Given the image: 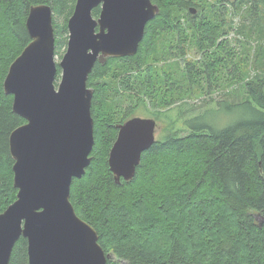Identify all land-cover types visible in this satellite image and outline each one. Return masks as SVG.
<instances>
[{"label":"trees","instance_id":"1","mask_svg":"<svg viewBox=\"0 0 264 264\" xmlns=\"http://www.w3.org/2000/svg\"><path fill=\"white\" fill-rule=\"evenodd\" d=\"M151 1L159 11L146 23L137 53L96 62L88 75L94 144L85 173L71 181L69 200L112 255L106 264H264V71L242 77L246 62L226 18L247 8L254 21L264 0ZM36 4L52 9L54 54L61 55L75 0H0V213L17 193L9 135L25 122L12 110L3 80L30 41L25 20ZM99 12L97 6L92 15ZM190 48L199 57H187ZM60 72L57 67L55 78ZM234 83L248 118L201 127L177 123L176 112L164 111L176 103L193 109L187 99L205 98L222 84L228 92ZM149 103L162 106L150 118L165 120V131L142 152L133 178L116 184L108 153L117 127ZM26 247L20 237L9 264H28Z\"/></svg>","mask_w":264,"mask_h":264},{"label":"water","instance_id":"2","mask_svg":"<svg viewBox=\"0 0 264 264\" xmlns=\"http://www.w3.org/2000/svg\"><path fill=\"white\" fill-rule=\"evenodd\" d=\"M158 11L151 0H75L66 49L56 63L52 9L30 6L25 20L30 41L3 80L5 94L13 97L12 110L25 122L9 135L17 193L0 213V264H9L20 237L27 242L28 264H106L111 259L97 231L69 200L71 181L85 173L94 144L93 89L87 78L96 62L136 54L146 23ZM156 125L155 119L139 116L118 125L108 153L116 184L133 178L142 152L156 141Z\"/></svg>","mask_w":264,"mask_h":264},{"label":"rangeland","instance_id":"3","mask_svg":"<svg viewBox=\"0 0 264 264\" xmlns=\"http://www.w3.org/2000/svg\"><path fill=\"white\" fill-rule=\"evenodd\" d=\"M245 1V3H249V1ZM229 5L234 7L230 3ZM258 9L259 14L254 16L256 19L254 21H252V16L254 14L250 11H247V8H244L242 11L231 10V12L229 11V13L226 14V18L228 19V21L231 20L232 23L229 37L232 39L233 45L235 46L237 51L242 48V61L243 63L246 62V65H244L240 69L241 71H243L242 77L244 79L252 78L255 74L264 71V32L262 33V30L264 28V4L258 6ZM257 21L259 23L257 29L252 31V24H255ZM236 39H240V41ZM64 52L65 51L62 50L61 55H55L54 60L56 63H59ZM186 56L190 58H197L199 57V53L193 48H190ZM171 59H173V57ZM239 75L240 72L235 77H239ZM59 81L60 75L54 80L55 86L58 85ZM240 87L241 86L239 84L234 83L232 87L228 88L227 92L225 90L226 87L222 84L220 89H215L211 94H206L205 98L203 96H199L198 98L192 96L190 99H187V102L189 104L195 106V108L193 109H191L188 104L182 105L184 103H176L171 105L169 107V110L167 108L164 111L170 112L171 116L176 112V118L178 119L177 123H182V121L190 120L193 126L200 125L201 127L215 128L224 127L226 125L249 117V114L238 103V101L240 102V98L238 99V93L234 92H238ZM229 91H232V94H234V96L237 95V98L233 100L234 96H230ZM204 100H210L212 102H207L205 105L200 107V105L204 103ZM162 109V106L154 107L151 104L149 105V107H138L134 110V117L139 116L150 118L153 117V112H161ZM157 124L158 129L155 133V138L160 139L164 133L163 131H165L167 124L165 120L157 121Z\"/></svg>","mask_w":264,"mask_h":264},{"label":"flooded vegetation","instance_id":"4","mask_svg":"<svg viewBox=\"0 0 264 264\" xmlns=\"http://www.w3.org/2000/svg\"><path fill=\"white\" fill-rule=\"evenodd\" d=\"M91 88V87H90ZM157 127H156V129H158V124L156 125Z\"/></svg>","mask_w":264,"mask_h":264},{"label":"bare ground","instance_id":"5","mask_svg":"<svg viewBox=\"0 0 264 264\" xmlns=\"http://www.w3.org/2000/svg\"><path fill=\"white\" fill-rule=\"evenodd\" d=\"M264 63V62H263Z\"/></svg>","mask_w":264,"mask_h":264}]
</instances>
